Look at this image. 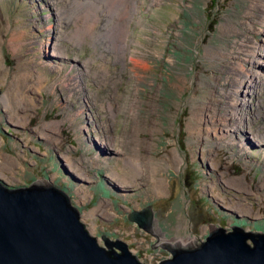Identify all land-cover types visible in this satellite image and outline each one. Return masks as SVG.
<instances>
[{
  "label": "rangeland",
  "instance_id": "374dc122",
  "mask_svg": "<svg viewBox=\"0 0 264 264\" xmlns=\"http://www.w3.org/2000/svg\"><path fill=\"white\" fill-rule=\"evenodd\" d=\"M55 2L65 13L72 3L0 0V51L5 61L0 69V180L24 186L48 177L59 186H74L69 188L76 194L73 204L80 208V219L91 235L102 245V235L124 240L144 264L172 256L159 245L174 238L206 239L212 224L231 230L232 224L243 221L246 231L264 233V150L241 153L219 137L216 125L208 122L210 131H205L208 117L193 124L197 106L220 112L226 108L231 96L225 91L241 78L230 74L233 65L251 59L253 48L264 52V13L260 14L264 0H134L126 57L117 61L103 50L106 42L101 41L111 20L109 7L89 0L97 3L103 18L78 43L67 35L86 26L76 18L80 11L59 16ZM57 21L66 39H58ZM56 40L64 53L52 49ZM131 59L142 62V67H134ZM262 62L254 69L260 76H264ZM58 67L73 75L89 70L86 86L98 110L96 123H89L85 113L68 119L75 112L70 103L62 108L56 88L66 95L68 88L63 80L57 82ZM20 71L28 76L24 90L31 98L19 99L21 104L6 94ZM261 94L264 97V89ZM109 101L114 115L108 110ZM205 113L210 115L209 109ZM260 116L264 119V111ZM100 118L108 120L109 129ZM249 122L264 131L262 118ZM46 132L48 141L42 139ZM105 134L115 140L116 153L103 155L92 147L89 138L104 142ZM108 144L112 145L110 140ZM118 150H123L122 157ZM164 155H171V160L163 161ZM175 155L182 157L181 163ZM129 156L142 164L141 174L133 187L122 188L107 174H124L123 158ZM148 163L161 179L160 192L152 185ZM100 181L104 184L92 193ZM93 195L99 198L96 204ZM148 204L154 216L149 231L127 216Z\"/></svg>",
  "mask_w": 264,
  "mask_h": 264
},
{
  "label": "water",
  "instance_id": "95a60500",
  "mask_svg": "<svg viewBox=\"0 0 264 264\" xmlns=\"http://www.w3.org/2000/svg\"><path fill=\"white\" fill-rule=\"evenodd\" d=\"M152 216L150 208L129 215L146 230ZM209 227L206 240L159 245L173 255L159 264H264V234ZM102 238L107 247L86 229L66 191L51 181L14 188L0 181V264H143L124 242Z\"/></svg>",
  "mask_w": 264,
  "mask_h": 264
},
{
  "label": "bare ground",
  "instance_id": "6f19581e",
  "mask_svg": "<svg viewBox=\"0 0 264 264\" xmlns=\"http://www.w3.org/2000/svg\"><path fill=\"white\" fill-rule=\"evenodd\" d=\"M45 2H49L52 4V0H43ZM68 2H72L71 4L67 5L69 6L66 10L63 7L57 6L56 2L54 5H56L57 14L63 15L68 17L69 13H73L77 10L80 12L77 13L76 18L78 20H84L86 22V26L81 28L78 27L75 29L71 35H67V38L74 41L77 40L78 43L81 42V40H84L86 35L92 34V31L95 29L96 22L101 21L100 19L103 18L100 14V7L97 5V3L89 2V0H85L83 3H80V0H67ZM99 2L103 3L104 6L106 5L109 7V13L111 20L108 18V22L106 24V27L104 28L105 31L102 33L101 41L106 42L103 45V50L108 51L110 54H113L116 56V61L124 59L125 56V50H126V37L128 36V26L130 23V15L132 14V11L134 10L135 2L134 0H99ZM263 11H260V14H263ZM113 14V15H112ZM118 18L117 22L112 21V19ZM261 23L264 25V16H262ZM60 23H64L63 19L61 18ZM57 28H58V39H66V37L61 36V33H59L61 30L60 24H58L57 21ZM82 26V25H79ZM92 36V35H91ZM246 44V40L243 41ZM45 44L42 42L41 47H43ZM52 49L54 51L59 50L60 52L64 53V50L60 48L58 44V40L55 41V43L51 44ZM47 47V44H46ZM241 49H244V47H239ZM240 51V50H238ZM241 52V51H240ZM55 55V54H54ZM214 56H217L215 54ZM251 59H245L243 60L244 63L239 62L235 63L232 62L235 67H232L230 70V74H233L234 77L236 75H241V78L234 79L229 85L232 87L231 90H226L225 94H230V99L228 104H226V108L220 112L215 107H209L208 105L204 106H197L195 110V117L194 120L195 123L198 122V119L202 118V120H205V118L208 117V120L204 121L205 124V131L209 132L208 122L211 124L216 125L217 127L214 128L216 132H218V135L221 139L226 138L225 140L232 142L234 146H237L239 148L238 151L245 154H251L252 151L256 149H263L264 150V131H259L258 128H255L250 120H258L262 118L263 122V116L259 117V114H261L262 111H264V97L262 96L261 92L264 89V76L257 75L254 72V69L257 67L256 63H260V60L263 59L262 64L260 66L263 67L264 65V52H257L256 48H253L249 54V57ZM105 57V55H104ZM51 58V57H48ZM238 59V58H237ZM134 61V59H131ZM120 62V61H119ZM135 64L132 62L134 67H142V62L140 61H134ZM5 67V61L2 57L1 51H0V69ZM58 70V73L60 74V77L58 78V81L63 80L66 85L65 87L67 89V95L64 91L57 89L56 91L59 93L62 101V108L66 107L70 103L71 104V111L75 112L74 114H71L68 116V119L73 116H78L82 113L86 112V119L89 121V123H96V117L97 116V107L95 106L94 102L91 100L89 96V92L91 91L86 86L87 77L90 75L88 69H84L83 71H80L77 74H72L71 70L67 69L65 70L64 67H58L56 68ZM55 69V70H56ZM28 78L27 74L24 71H20L15 75L12 79V82L9 84L6 94L10 98L15 99V102L21 104L23 99H31L26 91L24 90V87L26 86L25 80ZM232 79V78H231ZM24 82V83H23ZM36 83H32L30 85H35ZM38 84V83H37ZM39 85V84H38ZM249 98V99H248ZM21 99V100H19ZM5 100V99H4ZM9 103L12 105V103ZM248 100V101H247ZM209 103H212L211 101ZM108 110L112 111V115H114L115 110L113 109L112 103L109 101L107 103ZM213 105H216L212 103ZM219 104V103H218ZM133 106V103H131L127 108H131ZM210 111V115L208 113H205V110ZM101 125L109 129V122L108 120H101ZM264 124V122H263ZM88 127V125H87ZM87 127L84 128L86 132H88ZM50 131H52V128H48ZM247 129H249L250 133L254 135L253 138H250L247 136ZM47 131V130H46ZM55 132V131H52ZM69 130L67 131V133ZM193 133V131H192ZM68 135V134H67ZM241 136V137H240ZM48 132H46V136H42V139H48ZM108 140L111 141L112 145L108 144ZM48 141V140H47ZM90 142H93V139L89 138ZM105 144L100 143L98 145L94 141V148L97 150H100V152L104 155L114 154L116 153V149H114L112 146L115 144V140L112 138H109V134H105L104 138ZM54 144L58 145L57 142ZM120 155L119 157H122L123 150H118ZM124 153V152H123ZM163 156V155H162ZM162 158L163 161L167 162L171 160V155H167ZM175 159L178 161V163L182 162V157L180 155H175ZM126 165V172L124 174H120L117 172H111L108 175L109 179L112 181H116L117 185H119L122 188H128L133 187L137 179V177L141 174L140 170L142 169V164L139 161H135L130 156L123 158ZM151 161V158L149 159ZM147 171L152 175L153 179L151 180L152 185L154 188L160 192L162 187L161 179L157 177V172H153L150 163H148L146 167ZM73 172V171H72ZM74 173V172H73ZM77 176V175H76ZM78 178H81L80 176H77ZM233 179L238 180L239 178L233 177ZM241 183H243V179L241 178ZM245 183L247 181L245 180ZM244 187V186H243ZM241 187V188H243ZM262 187V186H261ZM102 208H107L105 205H100ZM154 230L157 231V226H154ZM198 237H188V238H182L177 237L173 240H170L169 243L174 244L176 242H180L181 245H191L196 242Z\"/></svg>",
  "mask_w": 264,
  "mask_h": 264
},
{
  "label": "clouds",
  "instance_id": "9594fccd",
  "mask_svg": "<svg viewBox=\"0 0 264 264\" xmlns=\"http://www.w3.org/2000/svg\"><path fill=\"white\" fill-rule=\"evenodd\" d=\"M85 118H86V112H85ZM87 120V119H86ZM88 121V120H87ZM95 140H97L96 138H94V140H93V142H91V143H93L94 144V141ZM96 142V141H95ZM97 142H99V144L97 143ZM97 144L98 145H100V143H103V144H105V141L104 142H101V141H98L97 140ZM92 144V147H94V145ZM97 150V149H96ZM98 151H100V150H98ZM101 153V152H100ZM102 154V153H101ZM104 155V154H103ZM58 173H60V172H58ZM57 176V175H56ZM41 180L43 179V180H49V178L48 177H46V178H40ZM109 179V178H108ZM1 181V180H0ZM37 180H35V181H33L32 183H34V182H36ZM49 181H51L53 184H55L52 180H49ZM2 182V181H1ZM38 182V181H37ZM32 183H30L29 185H31ZM104 184L103 183V181H100L99 183H96L93 187H92V193H93V191L95 190V189H97V185H99V184ZM5 184V183H4ZM29 185H24V186H29ZM57 187H59V188H61L62 190H64V191H66V193L71 197V201H72V204L73 203H75V199H73L72 198V196H73V193L72 192H69V188H73L74 186H71L70 184H63L62 186H59V185H57V184H55ZM9 187H20V186H11V185H9ZM108 190V189H107ZM75 194V193H74ZM108 194L109 195H111V198L114 200V203L116 202L115 201V199H114V195L112 194V192H110L109 190H108ZM76 195V194H75ZM96 199H99V198H97L96 197V195H93V197H92V202H93V204H96ZM73 206H75V207H77L78 208V211H79V214H80V208L78 207V206H76V205H74L73 204ZM146 208H150V212L152 213V215H153V212H152V208L150 207V204H148V206L147 207H145V208H143L142 210H132V211H129L128 212V218L130 219V217H129V215L131 214V213H133V212H135V211H143L144 209H146ZM154 216H152V218H153ZM152 218H151V220H152ZM226 218V217H225ZM82 221V220H81ZM130 221H132V222H135V223H137L138 225H139V223L138 222H136V221H133V220H131L130 219ZM83 222V221H82ZM84 223V222H83ZM84 225L86 226V224L84 223ZM151 225H152V222H151ZM213 225V224H212ZM245 225H246V223L245 222H243V221H240L239 223H235V224H232V226H231V230H227L223 225H221V224H218V226H216V224L214 225L215 227H217V228H225L227 231H233V226L234 227H236V228H238V229H241L244 233H249V232H253L252 230H250L249 232L248 231H246L245 230ZM257 226H260V227H263V225H257ZM139 227H141L140 225H139ZM142 229H144L143 227H141ZM86 229H87V226H86ZM88 230V229H87ZM146 230V229H145ZM258 230H262V229H258ZM89 231V230H88ZM147 231H149V230H147ZM262 231H264V230H262ZM90 233V232H89ZM257 233H262V234H264L263 232H257ZM91 234V233H90ZM209 234H210V231H209ZM95 237V236H94ZM105 237H107L109 240H111V241H116V240H113V239H111L109 236H107V235H105ZM208 237V236H207ZM206 237V238H207ZM97 238V237H96ZM98 240V239H97ZM104 240V239H103ZM204 240H206V239H204ZM99 241V240H98ZM119 241H121V242H124L127 246H128V248H129V250L133 253V251L130 249V247H129V245L124 241V240H119ZM251 245H254L253 244V241L250 239V238H248V240H247ZM105 242V241H104ZM100 243V242H99ZM105 244V243H104ZM171 244V243H170ZM172 246H175L174 244H171ZM101 246H104V247H107L106 245H102L101 244ZM181 246H188V245H181ZM113 250L114 251H116V252H120V250L118 249V248H116V247H113ZM169 251V250H168ZM170 252V251H169ZM171 253V252H170ZM133 255H135L134 253H133ZM171 255H172V253H171ZM173 256V255H172ZM172 256H170L169 258H172ZM135 257L137 258V256L135 255ZM169 258H167V259H169ZM138 259V258H137ZM167 259H164V260H167ZM139 260V259H138ZM164 260H162V261H164ZM140 261V260H139ZM161 261V262H162ZM141 262V261H140ZM142 263V262H141ZM160 262H158L157 264H159ZM144 264V263H143Z\"/></svg>",
  "mask_w": 264,
  "mask_h": 264
}]
</instances>
